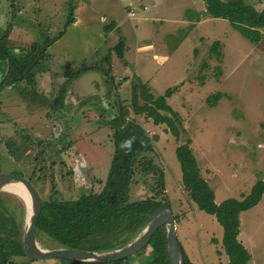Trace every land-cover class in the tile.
Returning a JSON list of instances; mask_svg holds the SVG:
<instances>
[{
    "label": "rangeland",
    "instance_id": "rangeland-1",
    "mask_svg": "<svg viewBox=\"0 0 264 264\" xmlns=\"http://www.w3.org/2000/svg\"><path fill=\"white\" fill-rule=\"evenodd\" d=\"M245 1L264 10V0ZM70 2L0 0V33L10 23L14 26L10 46L38 54L49 42L51 45L35 88L24 82L6 86L0 93V173L30 179L44 201L52 196L72 201L83 194L100 192L114 152L110 135L103 128L112 119L111 104L116 103V98L129 106L131 89L126 80L132 76L148 80L157 97L176 87L168 103L184 122L186 131L180 140L165 125H154L145 116L131 114L130 118L138 120L150 136L157 137L149 159L164 171L163 200L170 202L178 218L179 241L189 259L193 264H228L222 245L223 228L191 200L182 183L176 149L192 139L193 152L217 203L229 198L242 200L258 181H264V40L255 45L227 20L209 16L196 27L198 18L188 11L180 18L190 19L193 25H182L180 18L161 24L158 19L163 18L158 14L162 9L152 0H77L74 22L68 25L72 16ZM130 12H135L136 17L130 18ZM112 21L117 22L121 33L105 32ZM121 37L126 39L123 60L114 50ZM216 41L221 44V57L211 52ZM158 42H164L168 50L180 45L169 62L153 60ZM148 44L153 48L143 47ZM204 64L208 68H202ZM110 65L115 77L111 84L117 96L106 97L104 79L105 88L98 87L96 95L79 89L80 83L76 85L75 81L66 98L69 111L51 113L50 103L66 81V73L92 67L105 71ZM201 73L205 82L199 77ZM4 74L1 67L0 82ZM217 93L222 95L221 100L210 106L208 97ZM49 111L52 118L47 116ZM69 143L71 147H67ZM156 188V177L139 175L131 198H150ZM0 198L16 216L24 215L25 229V201L11 192H1ZM239 239L251 254L250 264H264V196L255 208L241 215ZM38 242L46 250L61 248L45 235ZM142 259L136 255L128 264H140ZM14 264L66 262L17 257Z\"/></svg>",
    "mask_w": 264,
    "mask_h": 264
},
{
    "label": "trees",
    "instance_id": "trees-1",
    "mask_svg": "<svg viewBox=\"0 0 264 264\" xmlns=\"http://www.w3.org/2000/svg\"><path fill=\"white\" fill-rule=\"evenodd\" d=\"M76 1L70 2L72 16L68 20V25L74 22L72 17ZM203 1L206 16L227 20L234 30L255 45L263 42L264 10L259 11L245 0ZM13 29L14 26L10 23L0 33V68L5 69L4 78L0 82V93L6 86L15 87L24 82L29 87L35 88L37 74L44 71L41 66L46 58L48 47L51 46L49 42L40 49L38 54L14 48L9 44ZM114 30L121 33V28L116 22H111L105 27V32L108 34ZM220 47L219 41L214 42L211 52L221 57ZM125 49L126 39L121 37L114 48L121 60L125 58ZM107 61L110 64L109 56ZM202 68H208L207 64H204ZM92 72L103 77L108 90L106 97L116 95L115 88L111 84L115 82L111 65L109 70L105 71L95 67L70 71L66 73V81L59 89L56 98L50 103L52 112L49 111L48 118H52L54 112L57 114L69 111L70 103L66 102V98L72 83ZM134 78L126 80L131 89L129 106L120 101L119 97L116 98V103L111 104L112 119L103 128L107 129L110 135L114 152L101 191L83 194L72 201L60 200L54 196L44 201L37 228L38 239L45 235L58 243L61 248L109 252L122 248L136 239L162 211L172 210L170 202L163 200L166 193L164 171L152 159H149V154L155 149L157 137L150 136L145 127L130 116L131 114L145 116L154 125H165L167 131L180 140L186 131L184 122L181 115L168 103V99L176 93L177 89L169 88L165 94L157 97L146 83ZM201 78L204 81V77L200 76ZM221 98L222 95L217 93L209 96L207 102L210 106H215ZM81 104H85V101ZM192 143V139L188 138L176 149L182 172V183L197 208L214 216L223 228L222 245L229 259L228 264H250L251 254L239 239L241 215L255 208L262 201L264 181H258L250 194L242 200L229 198L217 203L214 190L202 175ZM71 145L72 143H69L67 147ZM139 175L156 177L157 192L152 189V192H156L152 197L132 200V186ZM21 209L24 211L23 207ZM175 218L177 221L178 218L176 216ZM24 219V215L21 218L16 216L0 198V264H14L15 258L26 257L23 244ZM138 255L143 257L140 264H171L166 228L159 229L154 234L150 245ZM184 255L185 264H193L185 251ZM56 260L64 261L66 264H89L64 259ZM130 260L131 258L110 264H128Z\"/></svg>",
    "mask_w": 264,
    "mask_h": 264
},
{
    "label": "water",
    "instance_id": "water-1",
    "mask_svg": "<svg viewBox=\"0 0 264 264\" xmlns=\"http://www.w3.org/2000/svg\"><path fill=\"white\" fill-rule=\"evenodd\" d=\"M90 80H93L94 84H96V90L98 87L105 88L102 84V78L95 72L85 74L79 81L86 83L90 82ZM15 185L23 186L29 196H31L32 210L27 214L23 238L24 251L30 261L64 259L79 263L110 264L126 260L146 249L150 245L154 234L162 227H165L167 229L170 263L185 264V255L177 231V221L172 210H164L159 213L136 239L126 246L113 251L92 252L69 248H58L54 250L43 249L38 242L37 228L43 212L44 200L30 179L13 173H0V193L4 191L16 193L12 189Z\"/></svg>",
    "mask_w": 264,
    "mask_h": 264
},
{
    "label": "crops",
    "instance_id": "crops-1",
    "mask_svg": "<svg viewBox=\"0 0 264 264\" xmlns=\"http://www.w3.org/2000/svg\"><path fill=\"white\" fill-rule=\"evenodd\" d=\"M152 1L158 7H160V9H162L161 14H158V16L163 18V20L158 19V21H160L161 24L168 23L170 21H176L182 16L183 12L188 11V13H190V15H192V16L195 15L196 18H198L197 20L199 22H198V25L196 26V27H198L203 22V19L206 16L204 14L206 8H205V3L203 0H152ZM179 2H181V3L179 4ZM263 3H261V4H263ZM178 5H180V6H178ZM104 19L105 18H103V20ZM180 21H181L182 25H186V26L195 24V22L192 23V21L190 19H186V18H180ZM112 22H116V21H112ZM195 29H197V28H195ZM263 30L264 29H262V32H263ZM191 32H194V30ZM153 46H154L153 44H148V45H144L143 47H148L150 49L151 47L153 48ZM179 46L172 48L171 50H168V47L166 46V44L164 42H158L154 46L155 47L154 49L157 51V53H155L153 55V60L158 61L160 64H163L167 61L169 62L170 58H172V56L175 54V52L179 49ZM127 47H128V45H127ZM125 56H126V52H125ZM200 76H203L202 73L199 75V77ZM126 77H130V76H126ZM134 77L136 78L138 76H134ZM131 78H133V76ZM138 78L141 79L140 77H138ZM79 80L80 79H78L76 82H78ZM76 82H75V84H76ZM203 82H205V78H204ZM203 82H201V83H203ZM39 83H40V79H39V76L37 75V84H39ZM143 83H146L149 86V88L152 90V87L150 86V82L148 80L146 82H143ZM83 84H84V87L86 89L85 88H81V89H83L84 92L89 93L90 95H96L97 94L96 93L97 90L95 89L96 84H94L93 80H90V82H86ZM171 88H173V87H171ZM101 94H103V91L101 92ZM172 97H170L169 99H171ZM169 99H168V101H169Z\"/></svg>",
    "mask_w": 264,
    "mask_h": 264
},
{
    "label": "bare ground",
    "instance_id": "bare-ground-1",
    "mask_svg": "<svg viewBox=\"0 0 264 264\" xmlns=\"http://www.w3.org/2000/svg\"><path fill=\"white\" fill-rule=\"evenodd\" d=\"M76 85H78V88H85L83 83L80 81L76 82ZM8 188H10V187L8 186ZM12 189L16 191V193H14V194L19 195L25 201V203L28 207V214H29L30 210H32L31 196H29L26 189L21 185H15L14 187H12ZM4 192H10V191H4ZM11 193H13V192H11Z\"/></svg>",
    "mask_w": 264,
    "mask_h": 264
},
{
    "label": "built area",
    "instance_id": "built-area-1",
    "mask_svg": "<svg viewBox=\"0 0 264 264\" xmlns=\"http://www.w3.org/2000/svg\"><path fill=\"white\" fill-rule=\"evenodd\" d=\"M129 17H130V18H135V17H136V13H135V12H131V13L129 14Z\"/></svg>",
    "mask_w": 264,
    "mask_h": 264
},
{
    "label": "flooded vegetation",
    "instance_id": "flooded-vegetation-1",
    "mask_svg": "<svg viewBox=\"0 0 264 264\" xmlns=\"http://www.w3.org/2000/svg\"><path fill=\"white\" fill-rule=\"evenodd\" d=\"M89 94V93H88Z\"/></svg>",
    "mask_w": 264,
    "mask_h": 264
}]
</instances>
